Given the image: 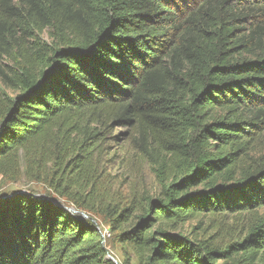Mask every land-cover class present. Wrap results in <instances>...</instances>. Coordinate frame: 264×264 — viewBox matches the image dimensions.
Listing matches in <instances>:
<instances>
[{
    "label": "trees",
    "instance_id": "obj_1",
    "mask_svg": "<svg viewBox=\"0 0 264 264\" xmlns=\"http://www.w3.org/2000/svg\"><path fill=\"white\" fill-rule=\"evenodd\" d=\"M0 80V176L45 188L0 200V264H115L81 215L110 144L160 186L105 210L136 264H264V0H0ZM245 214L231 242L176 232Z\"/></svg>",
    "mask_w": 264,
    "mask_h": 264
},
{
    "label": "rangeland",
    "instance_id": "obj_2",
    "mask_svg": "<svg viewBox=\"0 0 264 264\" xmlns=\"http://www.w3.org/2000/svg\"><path fill=\"white\" fill-rule=\"evenodd\" d=\"M43 41L50 42L47 34L40 36ZM7 62L4 64V70L9 74ZM15 91L7 87L0 80V98L13 97ZM264 134V133H263ZM115 144H110L109 150L113 151L115 157L105 162L102 166L104 172L106 186L103 194L95 201L89 211H82L83 218H90L98 227L102 234L103 246L107 250L108 258H112L117 262L124 260L130 264H136V257L131 248L121 243L117 232H109V224L104 219L105 210L109 205H115L119 208H133V210H141L145 207L147 199L156 198L160 194V186L150 166L139 158L138 155L130 153L122 156ZM134 155V156H133ZM12 177L0 176V200L2 197L11 196L16 193H26L27 191L45 193L42 184L28 182L22 178L21 172ZM26 191V192H25ZM73 213H77L73 208ZM264 209L258 211L261 215ZM251 217L247 214L241 215L236 219L234 217H201L192 221H188L176 229L177 233L190 238L191 240L202 241L211 236L216 242H231L240 239L250 222ZM108 231L109 236H105Z\"/></svg>",
    "mask_w": 264,
    "mask_h": 264
},
{
    "label": "water",
    "instance_id": "obj_3",
    "mask_svg": "<svg viewBox=\"0 0 264 264\" xmlns=\"http://www.w3.org/2000/svg\"><path fill=\"white\" fill-rule=\"evenodd\" d=\"M17 194H20V193H16V194H14V195H17ZM14 195H12V196H14ZM12 196H5V197H2V199L4 200V199H8V198H10V197H12ZM70 211H73L72 209H69ZM83 217H85V216H83ZM109 259H111L115 264H117V261H115L114 259H112V258H109Z\"/></svg>",
    "mask_w": 264,
    "mask_h": 264
},
{
    "label": "built area",
    "instance_id": "obj_4",
    "mask_svg": "<svg viewBox=\"0 0 264 264\" xmlns=\"http://www.w3.org/2000/svg\"><path fill=\"white\" fill-rule=\"evenodd\" d=\"M104 234H105V236H109V233H108V231H105V233H104Z\"/></svg>",
    "mask_w": 264,
    "mask_h": 264
}]
</instances>
